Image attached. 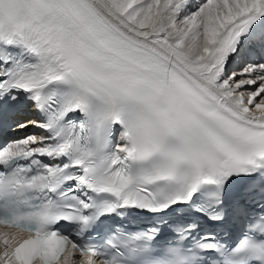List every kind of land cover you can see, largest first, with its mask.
<instances>
[{"label": "snow or ice", "instance_id": "obj_1", "mask_svg": "<svg viewBox=\"0 0 264 264\" xmlns=\"http://www.w3.org/2000/svg\"><path fill=\"white\" fill-rule=\"evenodd\" d=\"M0 264H264V0H0Z\"/></svg>", "mask_w": 264, "mask_h": 264}, {"label": "bare ground", "instance_id": "obj_2", "mask_svg": "<svg viewBox=\"0 0 264 264\" xmlns=\"http://www.w3.org/2000/svg\"><path fill=\"white\" fill-rule=\"evenodd\" d=\"M195 2H196V3H199V2H200V0H195ZM3 231H5V230H3Z\"/></svg>", "mask_w": 264, "mask_h": 264}]
</instances>
